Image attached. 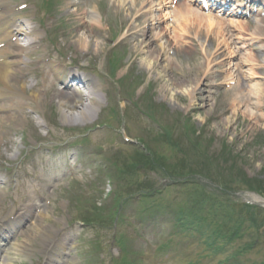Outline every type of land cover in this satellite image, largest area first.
<instances>
[{
  "label": "rangeland",
  "instance_id": "1",
  "mask_svg": "<svg viewBox=\"0 0 264 264\" xmlns=\"http://www.w3.org/2000/svg\"><path fill=\"white\" fill-rule=\"evenodd\" d=\"M160 1L158 24L142 16L126 36L140 0L119 12L111 0H8L35 49L7 56L22 63L0 99V264H264V0ZM179 5L198 30L179 25ZM92 9L100 31L80 22ZM256 85L263 100L246 97L261 111L247 114L233 101ZM92 89L87 117L59 106L63 93L86 105Z\"/></svg>",
  "mask_w": 264,
  "mask_h": 264
},
{
  "label": "bare ground",
  "instance_id": "2",
  "mask_svg": "<svg viewBox=\"0 0 264 264\" xmlns=\"http://www.w3.org/2000/svg\"><path fill=\"white\" fill-rule=\"evenodd\" d=\"M67 3V5H69L70 3H68L69 0H65ZM112 2H114L116 4V9L119 12L122 8H124L126 6V4H129L131 8L135 7V0H111ZM141 1V6L142 9H145V12H143V14L139 15L136 14V16L132 19V23L128 26L125 35H129L130 31L133 30L134 28H136L137 26L135 25L136 22H138L142 16L145 17V21H143V24H147V27H151L153 24L154 26H156L158 24V17H156L154 15V13L159 12L161 10V8L163 7V1L160 0H140ZM179 1V0H178ZM256 1V0H254ZM8 0H0V44L1 43H5V47L0 49V99L4 97V95L11 93L12 91V80L14 78L17 77V75L21 74L20 69L21 68H16L17 65L21 64L22 61L20 59V61H11L9 59H7L8 55H13V56H19V57H26L28 56L30 53H32V51L35 49L32 47L31 42L28 41L27 38V34L24 31V27L25 26H14L13 24L15 23V19L16 17H13L15 11L14 8H11L10 5H8ZM114 5V4H113ZM179 9L177 10V12L175 13V16L177 17V21H179V25H184V26H190V27H197L198 30V25L200 23H196L193 22L192 23V18L189 17L191 14H188V10H186L182 5L178 6ZM181 7V8H180ZM90 15V17L88 18L87 23L85 22V18L86 16ZM127 18H129V16H127ZM80 22L83 26H89L90 30H99L102 29V24L101 21L99 20V16L97 15V12L95 9H92L91 11L87 12H83L81 14L80 17ZM178 23V22H177ZM212 25H215L214 23H212ZM92 32V31H90ZM182 30H179V33H182ZM97 34V33H96ZM94 35V34H93ZM98 35V34H97ZM16 37H23V42L24 45L18 44V43H11V39H16ZM158 42V48L161 51H164L168 48V46L170 45V41L167 38L166 32L165 31H159L157 33H155L153 35L152 38V42ZM76 47L79 48L81 51H88L89 49V41H88V37L85 36L84 33H82L81 36L78 37V39L75 42ZM144 47L146 50L149 49L150 43H147L146 41L143 42ZM10 45H13V47L17 50L15 53H10L8 51V47ZM95 54H97L98 52V44L95 46ZM219 52V50L217 51ZM89 51L86 53L88 54ZM148 53V51L146 52ZM146 53H144V55H146ZM222 53L220 52L219 55H221ZM85 55V54H84ZM213 56L212 53L210 54H206V59ZM146 58V57H145ZM223 60H221L219 63L221 64ZM144 66L146 67V69L148 71H150L152 69V65L151 62L147 60H144ZM207 63H209L206 60ZM56 68V67H55ZM108 73L112 76H115V71L113 69H111L110 67H108ZM261 69V68H260ZM54 70V71H53ZM59 69H53L51 70V73H54V75L57 77V79H60L59 77H61L63 75V73L59 72ZM73 77L75 78V76L73 75ZM72 77V78H73ZM76 79L79 82H82L83 80H81L79 78V76H76ZM72 82L71 80H68L67 83ZM198 82H200L199 80L195 81L194 84L192 86H190V89L187 91H184V93L186 94V96L191 97L192 94L195 91L196 85L199 84ZM117 83V82H116ZM238 84L240 85V87L242 88V84L240 82V80H238ZM68 85V84H67ZM244 88V87H243ZM68 89V88H67ZM166 89V88H165ZM161 92L166 93V90H161ZM244 92L245 94L243 95L242 99L239 98V96L234 99L233 104L235 106H239L242 101L245 98V102L243 103V105L246 106V110L245 113L249 114L250 111L249 109H254L255 111H261L258 109V107L260 106L259 103L258 105H254L251 103V100H248L247 97L251 96L252 98L255 99V104L256 102H260L262 101V97L259 98V96L261 95V90H258V86L256 85L255 88L253 89V87L251 86H246L244 88ZM246 93H247V97H246ZM257 93V94H256ZM145 98H142V102L145 104V110L154 118V119H158L159 118V114H161V109L159 106H156V109L154 110V108L151 110V98H149V94L146 91L144 94ZM242 95V93L240 94ZM253 95V96H252ZM85 99L87 101L86 105H80V106H76V104H74L73 98H69L66 96V93H63L62 96L59 98V106L62 108H66V109H71V108H76L79 109L78 113L75 114H71L69 117L71 119H83L85 117H87V114H90V112L93 109V106H99V98L97 95V90L96 89H92L91 91L89 90L88 93L85 95ZM149 103H147V102ZM19 103V102H16ZM3 107H0V109H2ZM160 109V110H158ZM228 122V121H227ZM163 135L166 136L165 140L167 141V132L164 131L162 133ZM4 144V140L0 141V145ZM12 258L9 259H5L4 261H2L1 264H11ZM73 263V262H72ZM71 264V263H70Z\"/></svg>",
  "mask_w": 264,
  "mask_h": 264
}]
</instances>
